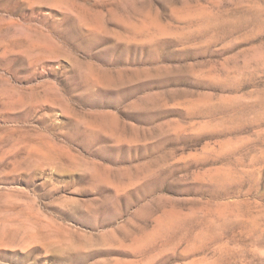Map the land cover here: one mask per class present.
Instances as JSON below:
<instances>
[{
	"label": "rangeland",
	"instance_id": "rangeland-1",
	"mask_svg": "<svg viewBox=\"0 0 264 264\" xmlns=\"http://www.w3.org/2000/svg\"><path fill=\"white\" fill-rule=\"evenodd\" d=\"M0 264H264V0H0Z\"/></svg>",
	"mask_w": 264,
	"mask_h": 264
}]
</instances>
